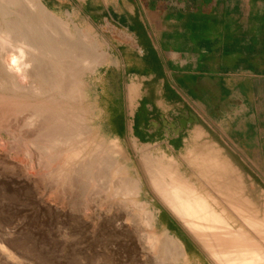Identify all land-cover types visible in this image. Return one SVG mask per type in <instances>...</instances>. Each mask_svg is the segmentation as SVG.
<instances>
[{
  "label": "crops",
  "instance_id": "0c3cea01",
  "mask_svg": "<svg viewBox=\"0 0 264 264\" xmlns=\"http://www.w3.org/2000/svg\"><path fill=\"white\" fill-rule=\"evenodd\" d=\"M40 2L103 42L91 106L104 137L198 170L264 220V0Z\"/></svg>",
  "mask_w": 264,
  "mask_h": 264
},
{
  "label": "bare ground",
  "instance_id": "6f19581e",
  "mask_svg": "<svg viewBox=\"0 0 264 264\" xmlns=\"http://www.w3.org/2000/svg\"><path fill=\"white\" fill-rule=\"evenodd\" d=\"M30 1H34V7L29 6ZM11 6L22 9L20 19L28 22H18L16 27L14 22V25L7 24L9 19L5 22L8 27L4 28V35L0 31V87L5 86L13 94L32 100L49 97V102L42 99L43 103L34 106L23 124L35 132L36 140L31 144L38 149L33 151H42L45 155L42 156L44 170L61 179L63 184L69 183V176L74 175L77 181L87 182L93 188L94 185L102 186L112 198H130L127 203L136 206L141 190L139 183L129 176L127 160L118 141H110V144L97 141L84 118L74 109L75 102L83 98L86 76L105 63L106 55L87 42L81 31L73 35L68 23L51 18L49 11L36 0H0V14L9 18L7 13ZM4 110L0 109L1 116ZM143 161L151 188L215 264H264V220L254 215L249 207L231 204L255 238L247 231L235 230L214 210L210 201L200 196L180 175L173 160H166L164 164L145 154ZM137 206L142 211V224L147 227L144 231L139 228L143 234H137L145 261L149 264H187L181 241L170 231L158 234L153 212L147 210V204Z\"/></svg>",
  "mask_w": 264,
  "mask_h": 264
},
{
  "label": "rangeland",
  "instance_id": "374dc122",
  "mask_svg": "<svg viewBox=\"0 0 264 264\" xmlns=\"http://www.w3.org/2000/svg\"><path fill=\"white\" fill-rule=\"evenodd\" d=\"M36 1L41 3L40 0ZM29 6L34 7V1H30ZM14 8V6L9 8L7 13L10 15L9 18L0 14L2 35L5 33L4 28L8 27L7 24L14 25V22L18 27V22L27 20L22 18L21 21L22 9L19 10L17 6ZM16 11L18 13H15ZM49 13L54 20L68 23L73 35L77 30L81 31L85 34L87 42L106 55L103 43L86 26L75 24L70 16L51 11ZM5 18L7 20H4ZM94 72L86 76L83 98L75 102L74 109L78 116L84 118L86 126L94 133L97 141L110 144L113 140L104 137L94 121L95 114L91 106V79ZM48 98H42L44 101L41 98L32 100L27 96L13 94L5 86L0 87V109H5L6 114L0 115V264H149L139 247L138 235L143 234L142 230L144 231L146 226L142 224L143 215L137 204H147V210L153 212L158 234L167 231L159 220L162 211L166 212L186 234L200 253V256L189 255L186 253V246L182 244L187 254V264H215L151 188L143 168V158L148 154L164 164L173 160L163 152L148 145L118 142V147L127 160L129 176L139 183L141 190L140 197L136 199V206L127 203L130 198H112L102 186L94 185L93 188L87 182L79 179L77 181L74 175L69 176L67 180L69 183L65 181L67 184H63L61 179L52 177L50 171L44 170L42 160L45 155L32 145L36 140L33 134L35 132L34 130L31 132L30 128L23 124L32 114L34 106L49 102ZM34 149H37L35 151L39 154L33 151ZM174 163L180 175L196 188L200 196L208 199L214 210L222 214L235 230L247 231L251 238H255L231 206L235 204L247 207L246 204L229 200L227 194L220 192L219 186L204 184L205 181L214 180L199 178L198 170L184 171L179 168L178 163L175 161ZM193 172L195 175L190 174ZM139 228L142 230L138 231Z\"/></svg>",
  "mask_w": 264,
  "mask_h": 264
},
{
  "label": "trees",
  "instance_id": "16d2710c",
  "mask_svg": "<svg viewBox=\"0 0 264 264\" xmlns=\"http://www.w3.org/2000/svg\"><path fill=\"white\" fill-rule=\"evenodd\" d=\"M159 220L161 224L167 229V231L174 235L182 244L186 247V253L189 255L196 254L200 256V253L195 248V246L191 243L186 234L179 228V226L175 223V221L168 216V214L164 211L161 212L159 216Z\"/></svg>",
  "mask_w": 264,
  "mask_h": 264
}]
</instances>
